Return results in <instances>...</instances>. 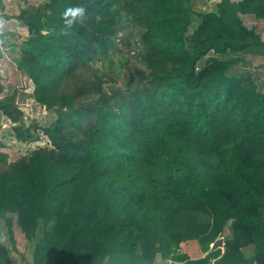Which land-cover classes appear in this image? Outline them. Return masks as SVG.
I'll use <instances>...</instances> for the list:
<instances>
[{"label": "trees", "instance_id": "1", "mask_svg": "<svg viewBox=\"0 0 264 264\" xmlns=\"http://www.w3.org/2000/svg\"><path fill=\"white\" fill-rule=\"evenodd\" d=\"M190 1L44 0L16 16L28 32L16 68L56 115L22 125L16 91L0 97L8 132L46 139L12 161L0 150V226L15 249L16 216L33 241L27 264L56 250L58 264H154L191 239L206 254L175 260L264 264V91L248 72L230 73L239 57L218 56L264 46L242 19H263L264 0H218L194 28ZM75 6L86 11L69 26L63 14ZM131 26L141 67L123 88L101 89L96 74L91 87L64 89L82 68L110 61ZM219 237L223 250H209ZM0 264H11L1 229Z\"/></svg>", "mask_w": 264, "mask_h": 264}, {"label": "rangeland", "instance_id": "2", "mask_svg": "<svg viewBox=\"0 0 264 264\" xmlns=\"http://www.w3.org/2000/svg\"><path fill=\"white\" fill-rule=\"evenodd\" d=\"M0 77L4 86V90L0 93V97L10 94L13 90L16 91V105L23 111V116L19 123L22 125L40 124L42 126L50 124L56 117L52 109H47L36 102L32 95L33 84L28 77L16 68L15 60L20 57V52L23 48V42L28 37L26 26L20 19L16 18L21 10L26 9L28 12H34L44 0H0ZM218 0H191L190 1V21L194 28L200 21L199 15L206 12H215L216 3ZM242 19L246 26L255 28L261 34L264 40V18L258 19L250 14H245ZM119 51L113 53L110 61L98 60L91 67L82 68L76 76L63 81L65 90H71L74 87L83 84L92 86V81L96 80V74L99 75L101 81V89L110 91L111 88L124 87V82L127 80V74L134 67H141L138 60L139 53L142 51V46L138 42L137 26L129 27L118 32ZM210 55V54H208ZM221 59H231L239 57L240 61L232 65L229 69L230 73L248 72L254 83L264 91V46H256L241 52H228L223 55H218ZM203 57L200 64L204 62ZM91 83V84H90ZM88 98L81 96L80 102L86 101ZM9 124L0 113V142L1 151L7 152L8 160L12 161L21 155L28 154L37 144H45V140L41 141H19L6 130ZM1 242L9 249L11 256V264H27L31 262L33 241L27 239L24 232L16 221V216L13 217V231L15 237V249H12V243L8 237L7 227L4 222H1ZM231 229L228 226L225 235L230 234ZM193 242L195 243V239ZM196 244V243H195ZM252 246L244 247V253ZM176 252V251H175ZM172 257L176 256V253ZM184 254V253H183ZM62 256L61 251L52 252L46 259L44 264H58ZM199 251H195L193 258L200 257ZM170 257V256H169ZM168 257V258H169ZM171 257V258H172ZM165 258L157 256L156 264H163Z\"/></svg>", "mask_w": 264, "mask_h": 264}, {"label": "crops", "instance_id": "3", "mask_svg": "<svg viewBox=\"0 0 264 264\" xmlns=\"http://www.w3.org/2000/svg\"><path fill=\"white\" fill-rule=\"evenodd\" d=\"M193 241L194 240L191 239V240H187V241L182 242L180 244V247L178 248V250H177L176 253H178V254H183L184 253L187 256H189L190 258H193V255H194L195 251H199L200 254H201L200 257L204 256L206 254V252L204 253L202 251L201 246L199 245V243L197 242V240H195L196 241L195 242L196 244ZM212 248L213 247H210L209 250H213ZM220 248H221V250H223V245ZM252 250H253V248L249 249L248 251H251V252L250 253L249 252L246 253V255H251L252 254ZM243 252H244V250H243ZM156 259H157V257H156ZM156 259H155L154 264H156ZM163 264H184V262H181L179 260H175V258H173V257L171 258L170 257V258H165L163 260Z\"/></svg>", "mask_w": 264, "mask_h": 264}, {"label": "clouds", "instance_id": "4", "mask_svg": "<svg viewBox=\"0 0 264 264\" xmlns=\"http://www.w3.org/2000/svg\"><path fill=\"white\" fill-rule=\"evenodd\" d=\"M85 11H86V9L84 6H75V7H71V8L66 9L63 15L66 18L67 17H70V18L65 19V23L67 25L71 26L75 22L77 17L83 16L85 14Z\"/></svg>", "mask_w": 264, "mask_h": 264}, {"label": "water", "instance_id": "5", "mask_svg": "<svg viewBox=\"0 0 264 264\" xmlns=\"http://www.w3.org/2000/svg\"><path fill=\"white\" fill-rule=\"evenodd\" d=\"M213 243H215V245H216L215 248L222 247V245H223V238L220 237V238L216 239Z\"/></svg>", "mask_w": 264, "mask_h": 264}, {"label": "bare ground", "instance_id": "6", "mask_svg": "<svg viewBox=\"0 0 264 264\" xmlns=\"http://www.w3.org/2000/svg\"><path fill=\"white\" fill-rule=\"evenodd\" d=\"M216 246V245H215ZM211 247H212V245H211ZM214 248V247H213Z\"/></svg>", "mask_w": 264, "mask_h": 264}]
</instances>
